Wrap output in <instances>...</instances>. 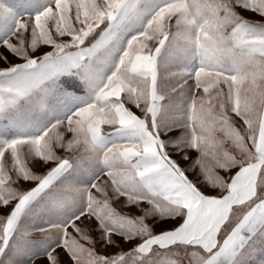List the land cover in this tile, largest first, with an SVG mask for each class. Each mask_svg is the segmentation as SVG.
Wrapping results in <instances>:
<instances>
[{
	"label": "snow or ice",
	"instance_id": "snow-or-ice-1",
	"mask_svg": "<svg viewBox=\"0 0 264 264\" xmlns=\"http://www.w3.org/2000/svg\"><path fill=\"white\" fill-rule=\"evenodd\" d=\"M0 49V264H264V0H0Z\"/></svg>",
	"mask_w": 264,
	"mask_h": 264
},
{
	"label": "rangeland",
	"instance_id": "rangeland-1",
	"mask_svg": "<svg viewBox=\"0 0 264 264\" xmlns=\"http://www.w3.org/2000/svg\"><path fill=\"white\" fill-rule=\"evenodd\" d=\"M245 15L248 16V17H249L250 19H252V20H258V19H259L258 16H254V15H252V14H245ZM65 39H68V38L66 37ZM12 40H13V42H14V41H15V38L13 37ZM150 43H151V42H150ZM45 50H50V49H45ZM0 51H2V49H0ZM13 62L18 63V62H21V61H19V60H14ZM5 66H6V65H5L3 62H0V67H5ZM190 83H191V81H190ZM128 107H129L133 112H135L137 115L140 114V113H139V110H138L137 108H135L134 105H128ZM61 131H64V129H61ZM70 138H71V134L65 133V140L70 139ZM56 151H57V154H58V155H64V154H65L64 151H63V149H59V148H58V149H56ZM193 155H195V153H193ZM174 158H176V157H174ZM181 166H183V163L181 164ZM37 171H40V170H37ZM190 178H191V177H190ZM106 179H107V178H106L105 176H101L100 179L97 181V183L102 184ZM23 186H24V187H30L31 185H29V184H24ZM93 192H95L94 189H93ZM209 194L215 195L216 193L213 191V192H210ZM113 207H116L118 210H121V209L119 208V204H118V203H113ZM69 231H71V229H69ZM34 235H38V234H34ZM130 247H131L130 245L124 244V245H122L121 249L108 248V249H97V251H99V252H101V253H103V254H112V253H115V252L120 251V250L128 251V250H130ZM36 264H43V261H42V260H38V261L36 262ZM257 264H259V258H257Z\"/></svg>",
	"mask_w": 264,
	"mask_h": 264
}]
</instances>
